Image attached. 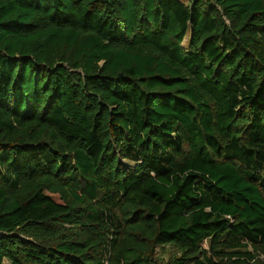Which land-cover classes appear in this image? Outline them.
<instances>
[{
    "label": "trees",
    "instance_id": "1",
    "mask_svg": "<svg viewBox=\"0 0 264 264\" xmlns=\"http://www.w3.org/2000/svg\"><path fill=\"white\" fill-rule=\"evenodd\" d=\"M0 264H264V0H0Z\"/></svg>",
    "mask_w": 264,
    "mask_h": 264
},
{
    "label": "rangeland",
    "instance_id": "2",
    "mask_svg": "<svg viewBox=\"0 0 264 264\" xmlns=\"http://www.w3.org/2000/svg\"><path fill=\"white\" fill-rule=\"evenodd\" d=\"M204 246H207V242H204ZM175 254V250L172 247L167 246L163 248H157L155 257L160 262H166L171 256Z\"/></svg>",
    "mask_w": 264,
    "mask_h": 264
}]
</instances>
